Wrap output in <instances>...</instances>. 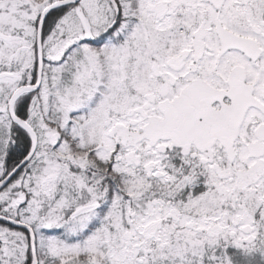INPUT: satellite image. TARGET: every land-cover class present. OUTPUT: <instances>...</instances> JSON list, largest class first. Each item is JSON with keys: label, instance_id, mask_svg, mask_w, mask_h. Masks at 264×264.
<instances>
[{"label": "snow or ice", "instance_id": "snow-or-ice-1", "mask_svg": "<svg viewBox=\"0 0 264 264\" xmlns=\"http://www.w3.org/2000/svg\"><path fill=\"white\" fill-rule=\"evenodd\" d=\"M0 264H264V0H0Z\"/></svg>", "mask_w": 264, "mask_h": 264}]
</instances>
